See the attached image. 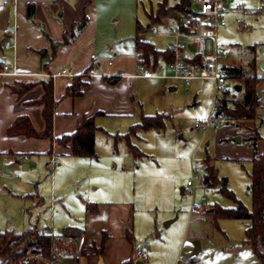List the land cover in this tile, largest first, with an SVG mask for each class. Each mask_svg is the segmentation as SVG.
<instances>
[{
  "label": "rangeland",
  "instance_id": "1",
  "mask_svg": "<svg viewBox=\"0 0 264 264\" xmlns=\"http://www.w3.org/2000/svg\"><path fill=\"white\" fill-rule=\"evenodd\" d=\"M159 1L96 0L97 22L103 29L102 41L112 52L111 54L124 51L125 46H133L132 36L137 21L143 26H148L140 37L151 41L156 48L165 49L176 41L175 35L167 31L165 26L176 25L175 19L177 17L182 19L184 13L176 11L173 17H163L158 22L150 21L149 14H156ZM174 1L176 0H170L171 3ZM224 18L226 26L219 30V43L228 49L229 62L246 65L251 57L249 47L252 45L257 48V58H264L262 52L264 14L233 11L226 12ZM237 18H243L246 26H240L236 22ZM152 25L158 27L157 34L151 31ZM178 41L183 44L187 54L194 52L195 48L190 36L180 35ZM136 73L137 75L132 79L135 84L130 96L136 105L135 114L133 116L104 115L97 118L96 125L104 129L96 132L97 156L83 158L85 163L81 165V168L86 167L84 170H87V173L90 172L85 182H92L88 194L103 198L107 195L103 193L105 192L103 189L106 185L109 186L107 183H110L114 177L112 174L115 171H111L113 165L116 164L119 169H126L124 188L127 190L124 197L135 204L136 217L140 219L138 235L135 233L136 244L150 249V258L144 262L145 264H176L177 260L190 264L198 263L196 261L207 264H258L252 248L243 243L248 221L226 217L219 219L215 225L212 216L208 215V220L203 221L200 219L198 208L193 210L194 205L202 203L207 208L216 203L223 207L237 205L234 199L221 191L202 184L203 159L207 153L215 157L211 162L218 168L219 176L225 178L227 187L238 200L251 209L249 173L252 162L249 159L238 158V155L245 154L246 136L251 130L248 126H237L235 122L210 118L214 114L213 105L216 97V85L213 80L195 79L191 84H187L182 79L164 77L172 75V70L162 60L155 68L152 65L141 66ZM258 74L260 76L263 74L260 66ZM235 82L241 84L242 81L236 79ZM232 86V84L229 86L230 90ZM120 87H123V83L116 86V88ZM227 95L231 99L229 105L241 99V96L235 92H229ZM157 113L166 115L164 125L160 128L139 131L136 135L130 136V141L138 149V155L133 154L128 150L126 139L122 134H125L132 124L139 123L142 115L150 116ZM258 113L263 119L259 131L264 138V107L259 109ZM259 120L256 119L257 125ZM196 122L201 125L197 126ZM237 138L240 141L236 142ZM29 161H31V169L19 170V172L34 173L30 177L37 182L38 193L43 196L44 202L30 207L20 197L0 188L1 230L6 226L16 227L17 231H23L28 227L15 226L27 223L28 217L23 218L21 222L23 204L29 208L27 216L30 212L32 214L30 225L37 224L38 228L42 229L53 224V214L56 212L49 202L51 175L45 164L48 157L36 155ZM74 166L79 167L72 162L64 168L58 185L59 190L65 192L66 200L68 199L69 202L66 201L67 204L76 209L82 203L77 199V195L84 192L82 186L73 181ZM56 170L54 174H58ZM20 174L0 170V183L5 184L4 181L1 182L2 178L7 176L16 178L21 176ZM133 174L137 177L136 183L131 182ZM195 174L199 178L194 179V184L188 187L187 182L193 181ZM94 187H97V190ZM166 216L170 218L164 220ZM192 217L195 220L190 223ZM151 219L153 225L148 228ZM170 219L173 222L170 226H166V222ZM189 228V233L199 229L202 232L201 237H187ZM184 240L186 243L183 248ZM193 240H199L203 249L198 255L190 257Z\"/></svg>",
  "mask_w": 264,
  "mask_h": 264
},
{
  "label": "crops",
  "instance_id": "2",
  "mask_svg": "<svg viewBox=\"0 0 264 264\" xmlns=\"http://www.w3.org/2000/svg\"><path fill=\"white\" fill-rule=\"evenodd\" d=\"M95 3L96 0H0V64L12 65L16 63L21 71H39L43 73H52L65 68L69 73L52 79L53 96L57 100L53 117L54 138L71 133L85 115H91L96 111H101L103 114L97 116L95 122L98 117L104 115L133 116L136 112V105L133 98L130 97L134 89L133 84H135L132 79L134 75H137L136 71L145 65L142 64L140 52L137 51L135 46L133 39L135 33L132 36L133 46H125L124 51L119 52L116 50V54H111L112 52L102 41L103 29L100 28L97 22ZM29 4L33 5L34 8L32 17L27 16ZM81 22H84V24L80 27ZM6 40H11L14 46L6 49L4 47ZM262 52H264V49H262ZM257 60L260 66L264 58H257ZM110 61L111 63H109ZM91 69L97 75L82 76L83 73ZM79 76L82 77L80 81L85 82L81 86V92L75 96L66 95L68 86ZM48 78L46 76L14 78L8 75H0V170H6L14 174H20L19 170H30L31 161H18L16 159L17 155L27 154L30 157L46 155L48 160L51 155L54 156V168L50 166L48 161L45 164L51 175V197L49 202L56 213L53 214L51 227L45 226L42 229H48L59 235L63 228L73 226L82 229L83 234L69 244L68 250L60 252L59 256L52 261V264H120L129 258L133 259L136 252L143 248H147L149 251L146 260L148 261L150 249L147 246L136 244L135 233L138 232L140 219L136 217L135 204L124 197L125 190H127V188H124L125 176H127L125 174L126 169H119L114 164L111 170L115 171L112 174L114 177L110 183H107L109 186L106 185L103 189L105 191L103 193L107 195L103 198H96L94 195L88 194L92 182L85 183L87 174L89 176L90 172L87 173V170H84L86 169L84 165L81 168L82 163H85L82 159L87 157L73 155L70 144L61 146L54 142L52 145L53 153L49 156L47 155L51 146L49 139L9 135L7 133L9 125L22 115L29 117L37 132H43L45 120L42 116V105L30 102L41 97L43 94L41 81L48 80ZM263 81L262 74L257 85V91L261 96L258 110L264 107ZM18 82H33L34 84L22 94H18L12 90L13 86L19 87ZM230 82H233V87L236 90V85L239 83L234 80H230ZM119 83H123V87L116 88ZM239 85L241 86V84ZM235 93L241 96L243 94L242 86L241 90H236ZM257 118L260 119L258 125ZM235 124L237 126H248L251 130L246 136L245 154L238 155V158L251 160L260 154L264 155V138L259 131L263 119L259 117V113L257 112L255 119L237 120ZM255 129L257 130L256 139L253 140L252 136L255 134ZM212 158L215 159V157ZM72 162L79 166L72 167L75 173L73 174L75 176L73 181L82 186V192L87 193V195H84V193L77 195V199L82 203L76 209L67 204L68 199L66 200L65 192L59 190L58 185L59 177L64 168ZM55 170L58 171V174H54ZM32 174L34 173H23L16 178L11 176L2 178L5 180L1 179V182L4 181L5 184L0 183V188L16 197H20L30 207L35 204H42L44 199L38 193L37 182L30 177ZM133 175L131 182L136 183L137 177L135 174ZM94 189L97 190V187H94ZM87 204H90L94 211L89 209ZM204 208L209 209L210 206ZM205 209H198L197 211L201 214V211L203 212ZM21 211L24 215L21 217V222L23 218L28 217L27 223L15 226H28L25 230L33 226L38 228L37 224L30 225L32 214L30 212L27 216L26 213L29 208L25 204L21 205ZM165 218H170V216L163 219L165 220ZM200 219L203 221L208 220V214H206L205 220L201 217ZM194 220L195 218L192 217L190 223H193ZM172 222V219L168 220L166 226H170ZM151 225H153L152 219L149 220L147 227L151 228ZM56 227L58 229L55 230ZM7 229L15 232L25 231H17L16 227L9 226H6L3 230ZM189 230L190 228L187 237H201L202 232L199 229H195L191 233H189ZM126 232L133 235L134 242L128 240ZM104 236V247L102 252L99 253L97 248ZM183 242L182 246L184 248L186 240ZM200 245L201 250L199 253L203 249L201 243ZM193 248L192 245L190 257L195 256L192 255ZM76 254H80V260L75 258ZM254 258L259 264L255 255Z\"/></svg>",
  "mask_w": 264,
  "mask_h": 264
},
{
  "label": "trees",
  "instance_id": "3",
  "mask_svg": "<svg viewBox=\"0 0 264 264\" xmlns=\"http://www.w3.org/2000/svg\"><path fill=\"white\" fill-rule=\"evenodd\" d=\"M190 6V0H176L173 3L170 0H160L157 5L156 14H149L150 21H160L163 17H172L174 12L179 11L185 13ZM34 13L33 5H28L27 16L32 17ZM84 22L80 23V27ZM148 26H143L140 22H136V32L133 37L137 51L140 52L143 65H152L154 68L162 60L165 63L174 61L175 54L170 50V47L158 49L155 45L140 37ZM181 30H184L181 27ZM251 57L247 64L236 65L230 63L227 71L229 80L239 79L242 81L241 86L243 94L240 100H236L232 105H229L230 100L222 99L219 106V114L226 116V121L235 122L243 119H255L258 108L261 103V96L257 91V85L260 82L261 76L258 74L257 48L255 45L249 47ZM161 59V60H160ZM87 71L82 74L85 76ZM79 76L74 82L68 86L66 95L75 96L81 92V86L85 82H81ZM33 82L21 83L19 87H12V90L18 94H22L33 86ZM43 94L37 100L30 103L42 105V116L45 120V129L43 132H37L33 127L30 119L26 115L16 118L8 127L9 135H24L26 137L45 138L49 139L51 146L47 155L53 153V143L57 142L61 146L70 144L73 155L96 157L95 151V134L98 130H104L96 125V117L102 115L101 111H96L91 115H85L79 122L78 126L71 133L64 134L59 138L53 136V117L57 100L53 96V81L52 78L41 81ZM239 85V84H237ZM236 85V86H237ZM236 92L235 88H228L225 93ZM233 102V101H232ZM231 102V103H232ZM164 113L156 115H142L141 121L130 126L129 130L122 134L125 137L128 149L133 154L138 155V149L130 141V136L136 135L139 131H146L151 128H160L164 125ZM252 139H256V132ZM212 157L207 153L203 159L204 173L201 177V182L205 187L215 188L223 194L235 200L236 207H223L220 204H213L209 209H205L203 213L211 215L213 222L217 225V221L221 218H235L248 221L245 229L244 244H248L259 261V264H264V155L260 154L251 159L252 169L250 176V193L252 199L251 209H248L234 193L227 187L224 177L218 174V168L212 162ZM87 207L94 211L90 204ZM83 230L73 226L63 228L61 234L50 233L48 229H38L36 226L30 227L23 232H15L13 230H0V264H50L60 254V252L69 249V244L82 236ZM126 236L130 242H134V237L130 232H126ZM105 243L103 237L100 246L97 248L99 253L102 252ZM38 255L40 258H37ZM120 264H134L133 259L129 258L122 261Z\"/></svg>",
  "mask_w": 264,
  "mask_h": 264
},
{
  "label": "built area",
  "instance_id": "4",
  "mask_svg": "<svg viewBox=\"0 0 264 264\" xmlns=\"http://www.w3.org/2000/svg\"><path fill=\"white\" fill-rule=\"evenodd\" d=\"M15 1V0H10ZM243 11L247 14H264V0H190V6L188 11L182 15V19L177 17L175 19L176 25L169 27L165 26V29L170 33L174 34L176 41L169 45L170 50L174 52V61L168 63L169 68L172 70V75H166L173 79H182L187 84L195 79H206L213 80L216 85V97L213 105V113L210 116L211 119L226 120L224 114H219V106L222 99L229 101L230 97L225 91L232 84L228 76L227 71L230 66V53L226 47L219 43V30L221 27L226 26V20L224 15L226 12ZM236 22L245 27L246 22L243 18H237ZM181 27L184 30H181ZM151 31L155 34L159 32L157 26L152 25ZM190 36L192 38V44L194 46V52L187 54L184 50L183 44L179 42V36ZM14 46L11 40L4 42V47L10 49ZM111 63V61L109 62ZM69 74L67 69H59L52 73H43L35 71H21L14 64H0V75H8L14 78H33L36 76H46L49 78H56L58 76H64ZM86 75H97L94 70H89ZM264 77V68H263ZM233 88V86H232ZM199 126L201 123L196 122ZM18 161L26 162L31 159L27 154L17 155ZM48 162L50 165H55V158L53 155L50 156ZM197 174L194 175L193 181L187 182L188 187L192 186L194 179H198ZM205 204L195 205L194 208L205 209ZM200 217L206 219V215L201 211ZM52 234L53 232L50 231ZM149 256L147 248H143L136 252L133 262L146 261ZM37 258H40L36 255ZM75 258L80 260V254H76ZM52 264V263H50ZM80 264V263H78ZM176 264H190L177 260ZM195 264H206V263H195Z\"/></svg>",
  "mask_w": 264,
  "mask_h": 264
},
{
  "label": "water",
  "instance_id": "5",
  "mask_svg": "<svg viewBox=\"0 0 264 264\" xmlns=\"http://www.w3.org/2000/svg\"><path fill=\"white\" fill-rule=\"evenodd\" d=\"M260 66H261V68H264V61H262L260 63ZM236 90L240 91L241 90V86L240 85H237L236 86ZM236 140L239 141L240 139L237 138ZM193 246H194V248H193L192 255H197L199 253V251L201 250V245H200L199 240H194L193 241ZM135 264H144V262L141 261V260H138V261H136Z\"/></svg>",
  "mask_w": 264,
  "mask_h": 264
}]
</instances>
